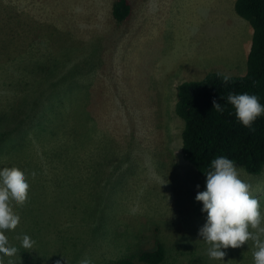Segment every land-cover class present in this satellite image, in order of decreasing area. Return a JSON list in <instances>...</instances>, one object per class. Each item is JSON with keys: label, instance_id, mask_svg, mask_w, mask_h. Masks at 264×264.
<instances>
[{"label": "rangeland", "instance_id": "374dc122", "mask_svg": "<svg viewBox=\"0 0 264 264\" xmlns=\"http://www.w3.org/2000/svg\"><path fill=\"white\" fill-rule=\"evenodd\" d=\"M113 1L0 0V120L33 94L52 96L38 98L34 125L0 141V168L20 169L30 184L10 243L29 235L40 264L83 255L111 264L156 239L171 264H253L252 240L209 259L195 199L206 180L184 160L172 168L179 139L166 154V132L181 126L178 85L212 71L244 75L251 24L235 0H132L126 23L112 21ZM55 107L67 111L60 120ZM237 168L264 214V171Z\"/></svg>", "mask_w": 264, "mask_h": 264}, {"label": "trees", "instance_id": "16d2710c", "mask_svg": "<svg viewBox=\"0 0 264 264\" xmlns=\"http://www.w3.org/2000/svg\"><path fill=\"white\" fill-rule=\"evenodd\" d=\"M234 8L236 13L247 20L253 29L251 45L245 53L247 54L246 73L242 76H231L232 79L227 85L218 76V73H221L218 71L209 72L201 80L184 81L179 84L178 94L173 99L174 113L181 120L179 135L176 134L174 137L169 130L166 132L170 148L166 153L167 160L170 157L169 154L173 156L171 149L173 142L179 139L178 159L175 161L170 157L172 168L177 169L176 166L181 164L180 160H184L186 164L194 167L197 175L204 181L210 162L218 156L232 159L237 166L253 175H260L264 171V115L253 122L251 129L244 127L236 119L233 106L221 98L227 97L229 92L238 94L246 92L256 95L260 103L264 104V0H235ZM111 12L112 21L126 23L132 14V0H114ZM4 34L0 35L5 38ZM11 36L8 35L9 39L14 41L17 35ZM16 47L15 50L18 49L17 44ZM17 58L18 55L15 52L11 60L15 61ZM16 89H19V86L13 88V91ZM50 96L33 94L31 101H26L22 107L17 106L10 117L1 118L0 141L8 133L16 135L14 137L21 136L25 128L34 125L35 118L32 117V113L38 111L36 109L39 105L38 98L42 101ZM213 99L225 106L223 113L213 108ZM59 102L61 103L60 99ZM41 108L45 113L47 108L42 106ZM55 109L54 116L50 115L51 119L60 120L67 114V111L60 108L55 107ZM50 112L53 113L52 110ZM18 243L20 240L16 239L15 244L12 243V245L16 246ZM76 244L75 241L74 246ZM24 252H27L24 254L25 260L19 264H40L39 260H43V257L36 255L34 248L24 249L22 253ZM60 253L69 254L66 249ZM85 256L83 255L82 259ZM15 258L17 257L5 259L7 261L11 259L14 264H18L13 260ZM167 258L166 244L156 239L151 246L142 248L136 254L131 253L118 258L111 264H171ZM66 260L61 259V264H74L71 258L69 261Z\"/></svg>", "mask_w": 264, "mask_h": 264}, {"label": "clouds", "instance_id": "9594fccd", "mask_svg": "<svg viewBox=\"0 0 264 264\" xmlns=\"http://www.w3.org/2000/svg\"><path fill=\"white\" fill-rule=\"evenodd\" d=\"M227 85L230 74L218 73ZM235 110L236 119L247 128L264 115V104L254 94L229 92L222 96ZM213 108L223 113L225 106L213 99ZM206 173V186L198 191L195 199L202 202L205 223L199 228L198 235L207 245V255L212 260H224L223 249L239 248L246 241H253V264H264V214L260 211L259 200L252 195L251 186L240 178L237 165L226 156H218L210 162ZM37 173L33 170L31 177ZM200 186L197 185V188ZM30 184L25 172L18 168H0V264L5 257L16 256L19 248L10 243L6 233L16 229L20 216L14 205L23 206L29 194ZM20 247L32 249L35 241L27 234L17 236ZM67 261V260H66ZM8 264H14L10 259ZM56 264H61L60 260ZM79 264H93L91 258L82 259Z\"/></svg>", "mask_w": 264, "mask_h": 264}]
</instances>
